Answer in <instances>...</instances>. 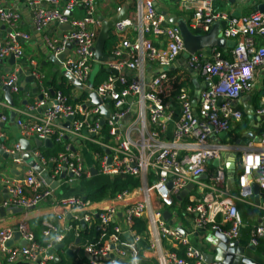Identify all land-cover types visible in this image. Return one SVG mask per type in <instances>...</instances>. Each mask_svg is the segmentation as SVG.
I'll use <instances>...</instances> for the list:
<instances>
[{"label": "built area", "instance_id": "obj_1", "mask_svg": "<svg viewBox=\"0 0 264 264\" xmlns=\"http://www.w3.org/2000/svg\"><path fill=\"white\" fill-rule=\"evenodd\" d=\"M24 1L32 9L33 24L38 31L47 30L54 24L71 27L60 38L48 37L47 41L56 54H62L69 48L62 62L63 68L82 85L77 86L70 81L74 87L73 96L82 98L86 95V98L72 104L69 95L62 90L52 94L44 84V75L36 70L37 64L32 63L31 71L41 84L42 97L21 111L22 115L17 119L31 149L25 150L21 142L3 144L2 148L16 165L25 164V156L29 155L51 180L59 181V185L53 188L33 166L27 168L23 177L2 175L0 191L7 190L8 197L0 199V208H32L50 200L62 210L57 215L59 220L69 215L70 227L62 230L53 222L46 221L43 233L46 244L36 239L26 223L0 229L2 257L9 263L24 259L30 264H51L58 255L57 251L49 253L57 244L63 243L67 230L76 221L77 231L95 224L106 230L111 223H116L115 233L129 231L134 242L141 239L131 227L135 218L146 215L149 206L146 200L129 202L131 191H126L114 199H107L109 205L99 207V203L71 192L85 177L93 174L92 167L97 168L96 160H99L97 170L112 178L118 175L144 178L150 184L146 189L155 194L162 207L173 206L181 192L193 183L203 194L186 208L195 214L196 227L212 226L214 231L230 240H238L245 222L237 204L253 194L250 189L253 183L260 187L259 209L264 213V97L255 108L252 105L253 94L250 95L264 88L258 87L264 73V12L255 9L234 16L216 8V0H177L180 8L191 14L186 21L194 33L207 34L214 23L227 21L222 29L223 37L236 42L230 52L215 48L211 54L199 50L190 55L189 67L197 73L196 77L200 75L204 79L196 114L194 97L187 88L169 100L163 96L168 72L186 49L181 30L176 25L164 24V15L154 0H139L133 14L113 30L117 40L112 48V60L102 63L111 74L99 85L93 83L98 63L95 45L101 28L96 11L99 0H67L64 8L60 7V0ZM260 3L264 0L257 2ZM77 7L85 10L84 16L76 18L70 15ZM121 9L118 7L117 11ZM20 17L16 9L9 6L0 8V20L10 27H14ZM29 37L26 33H10L0 42V58L7 59L11 55L23 57L22 41ZM152 37L163 38L165 43L157 47ZM149 66L152 68L149 75L153 74L151 79L146 78ZM4 84L11 87L12 93L20 91L19 68L7 73ZM92 94L99 98L100 105L92 104ZM245 97L251 99L248 105L254 106L255 116L259 119L257 129L261 132L254 140L255 146L251 142L246 149L238 151L235 182L240 192L237 194L231 191V183L220 161L223 153L240 147L239 139L229 135L247 114V107L243 104ZM106 104L110 105L108 116L102 113ZM7 119L6 115L0 114V129ZM171 119H174L172 139L163 142L160 138L165 135L167 122ZM104 123L111 127L112 139L109 142L96 138ZM222 132L228 133L227 141L221 140L219 135ZM49 137L52 144L54 140H68L67 152L59 153L50 161L35 144L37 140L44 143ZM89 142L100 144L106 153L92 154L86 147ZM85 149L90 152L94 164L85 165ZM214 160H219V165L211 174L210 164ZM205 174L206 179L198 180ZM64 186L69 187L70 193L59 195L57 189L63 191ZM120 212L128 229L118 222ZM153 218L154 225L160 228L161 237L187 246L186 257L194 260L191 263L169 250L160 260L161 264H221L206 263L203 253L190 245L187 237L167 225L163 210H156ZM261 219L251 227L250 242L255 246L264 239V215ZM17 233L26 245H10ZM118 245L116 234L102 246L87 245L84 255L88 260L82 264H121L122 259L131 264L137 262V252L120 250ZM113 252L115 256H112Z\"/></svg>", "mask_w": 264, "mask_h": 264}, {"label": "crops", "instance_id": "obj_2", "mask_svg": "<svg viewBox=\"0 0 264 264\" xmlns=\"http://www.w3.org/2000/svg\"><path fill=\"white\" fill-rule=\"evenodd\" d=\"M67 0H60V7L64 8V5ZM139 0H99L96 4V11L97 15L99 17L104 16L105 18L109 19L119 13L117 11L118 7H124L125 5H129V15H132L135 11L137 4ZM155 4L158 8V10L164 15V13H168L171 17L178 16L181 19H184L185 21L189 19V15H191L189 12L183 11L177 0H154ZM224 1V3L221 2L220 6H216V8H219L222 11L229 12L230 14H233L238 9L242 13L249 12L250 9L254 10L255 5L257 2H253L252 0H235L234 2H231L230 0H221ZM11 7V9H16L20 12V19L16 23L14 27H10L9 25L5 24L0 20V42L6 38L10 33L14 32H20V33H26L30 37L22 41V44L24 46L25 54L23 57L16 58L15 63L10 65L9 59H5L4 63L0 65V72H2V81L4 83L5 78L7 77V74H5V70L9 67L12 69L11 72L19 68V84H20V91L18 93H13V99H14V106H11L9 102L5 98V92L0 87V114L6 115L8 119L5 121L3 126L0 129V142L1 144L6 145H12L17 142H22L24 139V136L22 135L21 129L17 123V119L20 118L21 111L27 110L28 107L31 104H34V102L37 101L39 98L40 90H41V84L39 81L35 80L34 82L29 81L30 71L28 72L26 69L28 67L32 68V63L37 64L36 70L38 73H40L42 76L44 75V84L47 85V87L51 90V93L54 94L55 89L51 87V81L52 79L56 78L61 83L62 80L67 79V81L70 84V81L63 73L62 70L63 65H57L55 63L56 58L58 56L65 55V58L68 55L69 48L67 51H65L62 54H56L51 47L49 46V43L47 41V38L50 37L52 39L60 38L61 35L66 33L69 29L66 27H62L59 24H54L50 26L47 30L44 31H38L33 24V13L30 5L24 1V0H0V8L1 7ZM85 10L82 7H77L75 11L72 13L73 17L80 18L84 16ZM165 20L166 17L164 15ZM167 25H173L170 23H167ZM131 34H133L131 32ZM157 47H162V44L165 43L163 41V38H155L152 37ZM231 49H228V52H230ZM63 62V61H62ZM184 68V63L182 62V58H180L177 62L174 63V66L172 69H181ZM99 69V68H98ZM150 69H152L150 66L147 68L146 71V78L151 79L152 75L150 76ZM185 69V68H184ZM98 72V71H97ZM96 73V70H95ZM140 74V72H139ZM194 78V76H192ZM196 79L201 82V86L203 88L202 83L203 78L200 75L195 76ZM263 81H264V73L261 76V82L259 84V87H263ZM94 83V82H93ZM37 84V86H35ZM201 88V89H202ZM259 91V90H257ZM255 91V92H257ZM254 94V91L250 94ZM251 99L249 97H245L243 100V104L245 107H247L248 104H250ZM247 104V105H246ZM243 106V105H242ZM243 106V108H244ZM249 106V105H248ZM13 112L17 113V118L15 121L11 120V114ZM25 118V116L23 117ZM175 119V118H174ZM174 119H171L167 122V130L165 132V135L160 138L163 142H168L172 139L173 131H174ZM258 121L259 119L255 116L253 122L249 120V124L246 125L245 129H240L243 132H245L246 135H250L251 133L255 134L256 137H258ZM237 126H235L236 128ZM234 128V129H235ZM237 132L234 131L233 135H236ZM220 136V135H219ZM248 141L247 145L240 147H237L235 150H231V152L223 153L221 157V165L225 167L226 170V177L231 183V191L234 192V187L236 186L230 179L227 171V163L232 159L231 156L233 152L236 151H243L241 149H246L249 145L255 146L256 143L254 140L256 138H253L251 136H247ZM35 140V139H34ZM221 140L227 141L228 136L225 138L221 137ZM36 144V142H35ZM81 144H78V146ZM45 146V145H44ZM86 155H89L90 159L92 160V156L89 151ZM85 155V157H86ZM90 159L86 158L85 165H90ZM31 160H26L25 164H19L16 165L11 160V157H4V155L0 154V176L6 175L8 177H23L24 172L27 170V168L32 167L30 165ZM216 167L218 165H215L213 162L211 163ZM210 164V165H211ZM92 165V164H91ZM214 168V169H215ZM214 169H209L211 174L213 173ZM140 185L134 190V192H130V196L128 197L127 201L129 202H135L140 199H144L149 204L147 213L143 217L147 221L148 225V238L151 242V248L150 250H146L144 252L145 257L156 259L161 264V259L166 255V253L169 250H175L177 248H180V244L178 241L163 239L161 237L160 228L157 225H154V218L153 214L156 210L161 209L163 210V217L169 227H172L176 229L181 235L184 237H187L189 240L190 245L194 246L195 248L199 249L204 256V260L206 263L210 262H218L216 259L212 258L211 260H208V257H213V255H216L217 250V244L220 242L219 234L217 231H214L212 226H208L206 228H197L195 225V214L186 211V209L181 207L180 200H177V202L170 207H162L160 203L157 200V197L154 193L148 191L146 189L147 185H150L146 183L145 179L140 177L139 178ZM78 187V186H77ZM63 191L60 189H57V193L59 195L62 194H68L62 193ZM73 192L77 194V190L73 189ZM235 193V192H234ZM190 197V201L197 200L203 196L201 192H199L197 187H194L193 191L189 193L188 195ZM187 196V197H188ZM259 195L256 194H250L247 196L246 201H239L238 208L241 212V215L243 217V220L245 222V226L243 228L248 227V224L255 225L257 223L261 222V215H264V213L259 209V203H257L256 198ZM8 192L7 190L0 191V199L7 198ZM185 199V198H184ZM110 201H105L99 203V207H105L109 205ZM247 205H250L252 208H248ZM22 209L19 211V209ZM8 212H6L5 216L0 217V229L8 228V227H18L21 223H26L28 227L34 232L36 235V239L42 241V244H46L47 239L44 237V223L46 221L53 222L56 224L59 229H67L70 227V217L67 215V217L63 220H59L57 218V215L62 212L61 208L58 205H54L50 200L41 202L38 206L32 207V208H23V207H9L6 208ZM17 210V211H15ZM122 211V210H121ZM167 213V214H166ZM120 219L119 224L124 229H128L126 226V222L124 221V216H122V212H120ZM132 230V229H131ZM69 230H67L68 232ZM66 232V234H67ZM126 233H129L131 236L132 233L129 231H124ZM122 232V233H124ZM134 232V231H133ZM245 237L243 234L239 237L237 241H239L240 246L246 248V256L254 259L258 264H264V250H260L258 248L259 245H256L254 248H250L252 246L249 238V234H247V242L245 243L241 238ZM245 239V238H244ZM264 240V239H263ZM39 241V242H40ZM108 242V241H107ZM41 243V242H40ZM261 243V241H260ZM22 244V239H18L16 236L15 238L10 242V245H19ZM264 247V242H263ZM230 248V246H229ZM136 252V251H135ZM112 256H115V252L112 253ZM213 260V261H212ZM129 262V261H128ZM221 263V262H219ZM0 264H30L24 259H18L15 262L9 263L6 259H2L0 257ZM222 264V263H221ZM243 264V263H241Z\"/></svg>", "mask_w": 264, "mask_h": 264}, {"label": "trees", "instance_id": "obj_3", "mask_svg": "<svg viewBox=\"0 0 264 264\" xmlns=\"http://www.w3.org/2000/svg\"><path fill=\"white\" fill-rule=\"evenodd\" d=\"M254 3L261 0H252ZM224 3V1L216 0V6H220V4ZM255 10V8H254ZM253 11L250 9L249 12ZM117 40V37L112 33L109 37V40L106 43L105 54L107 56H111L112 48ZM111 74V71L108 70L103 64L100 65L98 72L94 78V84L99 85L103 80L108 78ZM51 87L57 90H62L70 97V103L75 104L78 102H82L86 95L82 98H76L73 96L74 87L72 84H69L67 79L62 80L60 83L56 78L52 79ZM264 87V85H263ZM163 96L168 100L170 97L178 95L183 88H187L190 90V94L194 97L195 93V85L193 83L192 74L184 68L181 69H171L168 72V79L163 84ZM264 97V88L255 92L252 96V105L257 108L260 104V101ZM249 124L248 115L245 114L243 120L240 123H237V127L233 130L238 131L239 129H245L246 125ZM233 132L229 135L232 136ZM237 134L236 137H238ZM97 139H101L103 142H109L112 139L111 135V127L108 123H104L102 125V129L100 134L96 136ZM234 138V139H235ZM68 140L56 141L54 140L52 146H42L40 150L43 155L50 161L52 158L57 157L59 153L67 152L66 143ZM87 149L92 154H101L104 155L106 150L98 143L89 142L86 145ZM97 168L99 169V160L95 161ZM211 169H214L215 166L213 164L210 165ZM140 185L139 178H135L133 176H124L118 175L115 177H111L106 175L100 171L95 174H92L88 178H84L81 184L76 187L77 194L84 196L87 200L95 203H101L107 199H114L119 194H122L126 191H133L135 188H138ZM234 192L239 194L240 188L238 184H234ZM69 190L68 186L63 187V192L67 193ZM71 192L73 190L71 189ZM191 203L190 197H186L181 202V207L186 209L187 205ZM239 203V201H238ZM248 208H252L250 205H247ZM72 228L67 232L63 243L65 244V249H59L57 251V255L59 259H56L51 264H82L84 261H87V257L84 255V248L87 245L93 244L94 246H102L106 241L110 239L113 234L118 236V249L124 250L127 252H137V262L134 264H160L156 259L147 258L144 255L146 250H150L151 242L148 238V225L147 221L144 218H135L134 224L131 229L136 233V235L140 236V240L134 242V237L129 233H115L116 223H111L106 230L100 229L98 225H94L89 228L79 229L77 231L76 226H78V222H72ZM252 224H248V227L241 229V234L245 237L241 239L246 243L247 242V234H251ZM245 238V239H244ZM79 240V241H78ZM40 241V240H38ZM43 243L42 241H40ZM264 240L261 239V243H259L258 248L260 250H264L263 247ZM73 249V255L67 253V249ZM180 258H187L188 260L194 261L188 257H186L187 246L181 245L180 248L174 250Z\"/></svg>", "mask_w": 264, "mask_h": 264}, {"label": "water", "instance_id": "obj_4", "mask_svg": "<svg viewBox=\"0 0 264 264\" xmlns=\"http://www.w3.org/2000/svg\"><path fill=\"white\" fill-rule=\"evenodd\" d=\"M231 2H234L235 0H230ZM240 1V0H237ZM256 10H260L262 12H264V3H260L257 4L254 7ZM129 10L130 7L129 5H125L121 11H119V13H117L116 15H114L113 17L107 19L104 16L99 17L101 20V28L99 31V35L96 41V45H95V57L98 63L102 64L105 63L109 60H112V57L107 56L105 54V47H106V43L109 40V37L111 36L113 30L115 29V27L117 26V24L125 21L128 17H129ZM70 15H72V13H70ZM165 17H166V21L164 22V24L166 25L167 23L173 24L178 26V28L181 30L184 42H185V53L182 56V62L184 63V68L189 71L192 76H194L193 78V83L195 85V93H194V99H193V107H195V113L197 114V106H198V97L201 93V84L199 83V81L195 78L196 76V72L189 67L188 65V59L190 57V55L192 53H195L199 50H206V52L208 54H211L212 50L215 48H220V49H232L234 48V46L236 45V42L234 40H227L223 37L222 34V29H224L226 27L227 21H222V22H216L214 23L211 31L207 34H196L194 33L190 28L189 25L187 23V21H185L184 19L179 18L178 16H174L171 17L167 12L164 13ZM234 16H240L241 15V11L238 9L236 12L233 13ZM66 27L69 29H71V27L69 25H62V27ZM68 29V30H69ZM55 63L57 65H61L62 61H64L65 59V55L62 56H58L55 57ZM9 63L10 65L14 64L16 61V58L14 55H11L9 58ZM3 58H0V65H2L4 63ZM28 72L30 71V75L29 76V81L34 82L36 80L35 75L32 74L31 71V67H28V69H26ZM10 71H12V69L9 67L8 69L5 70V74L9 73ZM98 71V68H96V73ZM62 73L69 79L71 80L75 85L77 86H82L81 83L75 79L71 74L67 73L66 69L62 70ZM95 73V75H96ZM2 72H0V87L2 88V90L5 92V98L6 100L9 102V104L11 106H14V99H13V93L11 91V87L4 84L2 81ZM207 86L210 85V83H206ZM35 86H37V84H35ZM53 93V91H52ZM42 96L39 95V98H41ZM92 104L93 105H100L101 101L99 100V98L95 95L92 94ZM222 100H220L221 103ZM110 105L106 104L105 106L102 107V113L104 115H110ZM247 115H248V119L251 121V123L253 122L254 118H255V110H254V106L249 105L247 106ZM17 118V113L13 112L11 114V120L15 121V119ZM114 119H116L114 117ZM117 120V119H116ZM228 133L227 132H222L220 134V137L225 138L227 137ZM247 136H251L253 138H256V140L258 139V137H256L255 134L251 133L250 135H246L244 134L242 136V138L239 139L238 144L245 146L247 144V142L244 140V137ZM22 146L25 150H30L31 149V144L28 140L23 139L22 140ZM43 145L45 146H52V139L51 137H49L48 139H46L44 141V143L40 140L36 141V146L37 147H42ZM110 153V151H109ZM0 154L4 155V157H9V155L7 153H5V151L2 148V144L0 142ZM239 156V152H233L231 156L232 159H230V161L227 163V171H228V175L230 177V179L232 180L233 183H235L236 181V175L235 173L238 170L237 167V159ZM29 155L25 156L26 160H29ZM30 165L33 166L39 173H41V175L43 177L46 178L47 182L53 187L56 188L59 185V181H53L51 180V178L49 177V175L44 172V170L40 167V165L38 163H36L33 159H31ZM213 163L215 165H219V160H214ZM92 171L93 174L97 173L98 170L96 167H92ZM65 174H62V177H64ZM207 178V175H202L198 178V180H204ZM194 189V184L191 183L190 185L187 186V188L181 192V194L177 197L178 200L182 201L184 198H186L189 193H191ZM250 189L253 191L254 194L259 195L260 194V187L257 183H253L252 186L250 187ZM257 203H259V196L256 198ZM22 209L20 208L19 211H21ZM17 211V210H15ZM7 209L6 208H0V217L1 216H5L6 215ZM167 214V213H166ZM219 238L221 239L220 242L217 244V250H216V255H213V257H208V260H211L212 258L216 259L218 262H221L222 264H258L254 259L246 256L245 252H246V248L240 246L239 241L237 240H230L229 238H227L225 235L223 234H219L218 235ZM16 237L19 239L20 235L17 233ZM79 241V240H78ZM22 244L26 245V242L22 239ZM230 246V248H229ZM255 245L250 246V248H254ZM59 249H65V244L64 243H60L57 244L55 246L54 251H51L49 254H52L55 251H58ZM67 253L70 255H73V251L72 249H67ZM57 259H59L57 257ZM213 261V260H212ZM121 264H131L128 261L125 260H121Z\"/></svg>", "mask_w": 264, "mask_h": 264}, {"label": "rangeland", "instance_id": "obj_5", "mask_svg": "<svg viewBox=\"0 0 264 264\" xmlns=\"http://www.w3.org/2000/svg\"><path fill=\"white\" fill-rule=\"evenodd\" d=\"M100 65H101L100 63H96L95 67H96V68H99ZM258 87H259V85H258ZM254 93H255V92H254ZM242 130H243V129H242ZM242 130L239 129V130L237 131V134H239V136L236 137L237 140L240 139V138L245 134V132H243ZM257 132H258V134H260L261 129H257ZM237 134H236L235 136H237ZM244 140L247 142L249 139H248V137L245 136V137H244ZM232 141H234V140H232ZM84 153H85V155L88 153L86 149L84 150ZM86 158H87V159H90L89 155H86ZM90 162H91L90 164H94V160H93V159H92V160L90 159ZM136 190H138V188H137ZM136 190H134V192H135ZM0 257H1L2 259H4V258L2 257L1 254H0Z\"/></svg>", "mask_w": 264, "mask_h": 264}]
</instances>
